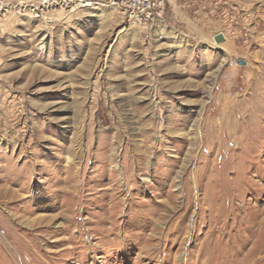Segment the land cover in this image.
I'll use <instances>...</instances> for the list:
<instances>
[{
    "label": "rangeland",
    "instance_id": "obj_1",
    "mask_svg": "<svg viewBox=\"0 0 264 264\" xmlns=\"http://www.w3.org/2000/svg\"><path fill=\"white\" fill-rule=\"evenodd\" d=\"M162 1L0 0V264H264V0Z\"/></svg>",
    "mask_w": 264,
    "mask_h": 264
},
{
    "label": "built area",
    "instance_id": "obj_2",
    "mask_svg": "<svg viewBox=\"0 0 264 264\" xmlns=\"http://www.w3.org/2000/svg\"><path fill=\"white\" fill-rule=\"evenodd\" d=\"M39 1L41 5H51L57 2V0ZM112 2L120 7L129 19L138 23H148L157 20L163 10L162 0H112ZM67 4H71V0Z\"/></svg>",
    "mask_w": 264,
    "mask_h": 264
},
{
    "label": "water",
    "instance_id": "obj_3",
    "mask_svg": "<svg viewBox=\"0 0 264 264\" xmlns=\"http://www.w3.org/2000/svg\"><path fill=\"white\" fill-rule=\"evenodd\" d=\"M238 63H240V64H241V63H243V61H241V60H240V61H238Z\"/></svg>",
    "mask_w": 264,
    "mask_h": 264
},
{
    "label": "bare ground",
    "instance_id": "obj_4",
    "mask_svg": "<svg viewBox=\"0 0 264 264\" xmlns=\"http://www.w3.org/2000/svg\"><path fill=\"white\" fill-rule=\"evenodd\" d=\"M226 215V214H225ZM227 217V216H226ZM225 218V217H224ZM189 238H187V240H188Z\"/></svg>",
    "mask_w": 264,
    "mask_h": 264
}]
</instances>
